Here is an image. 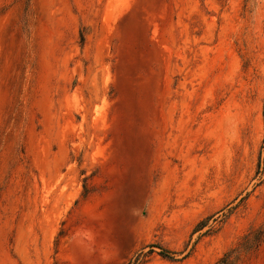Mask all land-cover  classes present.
I'll return each instance as SVG.
<instances>
[{"label":"rangeland","instance_id":"374dc122","mask_svg":"<svg viewBox=\"0 0 264 264\" xmlns=\"http://www.w3.org/2000/svg\"><path fill=\"white\" fill-rule=\"evenodd\" d=\"M263 226L264 0H0V264H264Z\"/></svg>","mask_w":264,"mask_h":264},{"label":"trees","instance_id":"16d2710c","mask_svg":"<svg viewBox=\"0 0 264 264\" xmlns=\"http://www.w3.org/2000/svg\"><path fill=\"white\" fill-rule=\"evenodd\" d=\"M259 170L257 172L258 175L262 174V170H261V163L259 164L258 166ZM257 232V235L258 237L254 238L253 240H251L252 236L255 235V233ZM256 232H252V233H249L245 238H244V241L245 242H253V245L256 247H259L260 244L264 241V226L259 229L258 231ZM254 234V235H253ZM237 249H233L230 253L226 254L225 257L222 259V261L220 262V264H233V257L231 256V254H233ZM170 253L167 252L165 257H170Z\"/></svg>","mask_w":264,"mask_h":264}]
</instances>
